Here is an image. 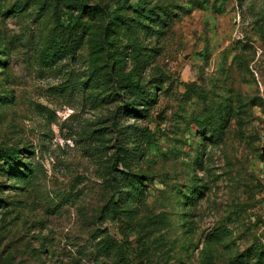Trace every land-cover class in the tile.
<instances>
[{
  "label": "rangeland",
  "instance_id": "374dc122",
  "mask_svg": "<svg viewBox=\"0 0 264 264\" xmlns=\"http://www.w3.org/2000/svg\"><path fill=\"white\" fill-rule=\"evenodd\" d=\"M0 198V264H264V0H0Z\"/></svg>",
  "mask_w": 264,
  "mask_h": 264
},
{
  "label": "trees",
  "instance_id": "16d2710c",
  "mask_svg": "<svg viewBox=\"0 0 264 264\" xmlns=\"http://www.w3.org/2000/svg\"><path fill=\"white\" fill-rule=\"evenodd\" d=\"M79 33L78 30L73 31L71 30L68 33V37H67V44L65 45L66 48H60L59 50H57L58 53H63V54H69L70 52L68 51V47H70V49H73L75 47H77V45L79 44V37H78ZM4 205V200H2V198H0V206Z\"/></svg>",
  "mask_w": 264,
  "mask_h": 264
}]
</instances>
